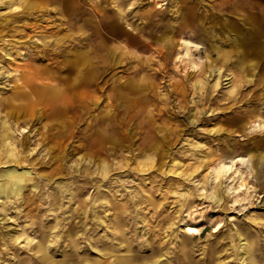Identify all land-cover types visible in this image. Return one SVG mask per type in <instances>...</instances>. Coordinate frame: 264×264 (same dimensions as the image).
<instances>
[{"label": "rangeland", "instance_id": "1", "mask_svg": "<svg viewBox=\"0 0 264 264\" xmlns=\"http://www.w3.org/2000/svg\"><path fill=\"white\" fill-rule=\"evenodd\" d=\"M6 126L0 264H264V0H0Z\"/></svg>", "mask_w": 264, "mask_h": 264}, {"label": "bare ground", "instance_id": "2", "mask_svg": "<svg viewBox=\"0 0 264 264\" xmlns=\"http://www.w3.org/2000/svg\"><path fill=\"white\" fill-rule=\"evenodd\" d=\"M184 42L189 47L194 46V45H198V44L194 43L192 40L186 39V40H184ZM67 97H68V95L65 93L49 94L47 97H42V96L40 97L37 94L36 99H34V100H35V104L42 102V101H44L46 104L52 103L54 105V108H53L54 112L53 113H59V112H61V109L59 108L60 107L59 103L68 102L66 108L69 107L70 109L75 108L77 106L76 104L72 103L70 100H67ZM69 102H71V103H69ZM62 110H63V108H62ZM107 127H108V123L105 121L104 129H107ZM3 129H5V130H3L1 135H0V141L2 143V144H0V155H1L0 163L5 162V163L9 164L10 162H17V164H15L16 166L11 169L12 171L6 173L7 176L16 183L25 177L27 178L28 174H30V171L28 169L22 168L19 165V160H20L19 159V152H18V149L13 144L15 139H13V136H12L13 133L11 131V126H6L5 128L3 127ZM106 133H107V130H105V134H104L105 138L107 137ZM5 139H7L8 141H6ZM5 187H6V185H5ZM189 231L192 233H198L199 229L195 226H191ZM158 260H159V257H156V259L152 260L149 264H156V262Z\"/></svg>", "mask_w": 264, "mask_h": 264}]
</instances>
